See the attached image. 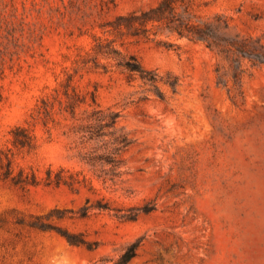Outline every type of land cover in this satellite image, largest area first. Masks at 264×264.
Instances as JSON below:
<instances>
[{
  "label": "rangeland",
  "instance_id": "rangeland-1",
  "mask_svg": "<svg viewBox=\"0 0 264 264\" xmlns=\"http://www.w3.org/2000/svg\"><path fill=\"white\" fill-rule=\"evenodd\" d=\"M160 1L0 0V153L15 174L65 168L95 188L0 179V264H117L138 239L129 264H264V64L232 53L264 45V0H178L193 22L220 24L215 48L165 24L117 27ZM131 56L156 86L130 78ZM100 110L132 140L113 185L83 159L102 151L85 131ZM99 200L112 210L51 220L94 250L29 225Z\"/></svg>",
  "mask_w": 264,
  "mask_h": 264
},
{
  "label": "trees",
  "instance_id": "trees-1",
  "mask_svg": "<svg viewBox=\"0 0 264 264\" xmlns=\"http://www.w3.org/2000/svg\"><path fill=\"white\" fill-rule=\"evenodd\" d=\"M178 0H162L160 3L145 11L132 12L128 15L119 16L116 22L118 28H127L134 34H147L150 29V23L165 24L171 31L177 32L180 36H186L193 40L202 41L208 47L215 48L220 44L217 42V31L220 24L215 22H193L191 12L188 8L180 11L177 6ZM227 26V25H226ZM235 49L233 54L242 55L244 58L250 59L254 64H264V45L252 44L249 41L234 42ZM239 58L236 57V63ZM123 66L127 69L131 79L139 76L145 83L156 86L159 81L158 74L145 68L135 56H131ZM239 67H235V76L240 74ZM95 122L86 127L88 139L91 141H102L100 147L101 152H94L85 156L83 159L94 175L104 184L116 182L122 175L121 167L124 163L123 154L132 144V140L127 134H117L113 129L116 127L119 114L109 113L104 114L101 110L93 114ZM15 142L24 144L22 138L15 136ZM110 137L109 140H105ZM114 145V146H113ZM0 179L9 181L16 186L26 187L29 185L39 186H67L71 189L77 185L88 186L90 190H95L92 183H88L86 179L80 180L76 174L70 173L65 168H60L57 171L49 168L46 176L39 178L38 175L32 173L26 175L24 171L15 174L13 159L7 153H0ZM89 202V200H88ZM87 202V203H88ZM112 210L108 204H103L98 201L97 206L85 205L78 211L72 209L55 208L43 215L31 216L30 226L41 231H57L62 235L70 245L84 246L89 250L97 248L95 242L87 241L81 234L70 232L64 228L57 227L51 223L54 219H63L78 215L86 217L92 209ZM125 219H133L134 216H120ZM141 246V239L131 243L126 251L121 255L117 264H129V262L138 255V250Z\"/></svg>",
  "mask_w": 264,
  "mask_h": 264
}]
</instances>
